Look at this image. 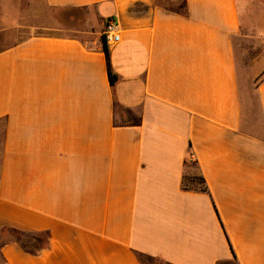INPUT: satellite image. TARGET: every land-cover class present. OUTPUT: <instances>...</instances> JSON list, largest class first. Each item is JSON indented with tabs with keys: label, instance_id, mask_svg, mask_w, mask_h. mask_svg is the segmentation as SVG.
Masks as SVG:
<instances>
[{
	"label": "crops",
	"instance_id": "1",
	"mask_svg": "<svg viewBox=\"0 0 264 264\" xmlns=\"http://www.w3.org/2000/svg\"><path fill=\"white\" fill-rule=\"evenodd\" d=\"M40 1H0V231L40 239L0 264H264V0Z\"/></svg>",
	"mask_w": 264,
	"mask_h": 264
},
{
	"label": "trees",
	"instance_id": "2",
	"mask_svg": "<svg viewBox=\"0 0 264 264\" xmlns=\"http://www.w3.org/2000/svg\"><path fill=\"white\" fill-rule=\"evenodd\" d=\"M105 53L108 57V50H107L106 45H105ZM107 74H108L109 83L111 85H113L115 80H116V76L113 74L108 62H107ZM192 181L197 182V186H195L194 189H198L201 192L207 191L202 178H198L197 180H195L193 178ZM183 187L188 188L187 186H184V185H183ZM7 232L11 233V234L14 233L16 235L15 242L18 243L23 248V250H25V252L30 253V254H34V244H32L36 240V236L34 233H24V232H20V231L14 230V229H8ZM36 241L38 242V241H40V239H38ZM145 259H147V258H145L144 256H140L141 262L144 263Z\"/></svg>",
	"mask_w": 264,
	"mask_h": 264
},
{
	"label": "rangeland",
	"instance_id": "3",
	"mask_svg": "<svg viewBox=\"0 0 264 264\" xmlns=\"http://www.w3.org/2000/svg\"><path fill=\"white\" fill-rule=\"evenodd\" d=\"M21 4L24 5L23 11H26V9H27L26 5H32L35 7L36 10H39L40 13L42 12V21H46V19H48L49 11L45 8L44 4L40 0H22ZM2 41H3V39L1 38V34H0V48L3 44ZM14 238H16V235L14 233L13 234L8 233L7 230H4L3 232L0 231V245L4 242L9 241V240H13ZM32 244H34V243H32ZM146 262H147V260H145V263ZM149 264H162V263L156 260L153 262L149 261Z\"/></svg>",
	"mask_w": 264,
	"mask_h": 264
},
{
	"label": "built area",
	"instance_id": "4",
	"mask_svg": "<svg viewBox=\"0 0 264 264\" xmlns=\"http://www.w3.org/2000/svg\"><path fill=\"white\" fill-rule=\"evenodd\" d=\"M104 39L108 46L114 45L119 41L118 26L113 20L107 21L104 27Z\"/></svg>",
	"mask_w": 264,
	"mask_h": 264
}]
</instances>
